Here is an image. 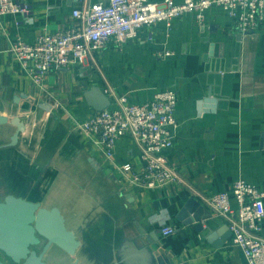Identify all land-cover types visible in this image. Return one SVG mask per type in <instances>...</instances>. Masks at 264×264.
Listing matches in <instances>:
<instances>
[{"label": "crops", "instance_id": "0c3cea01", "mask_svg": "<svg viewBox=\"0 0 264 264\" xmlns=\"http://www.w3.org/2000/svg\"><path fill=\"white\" fill-rule=\"evenodd\" d=\"M25 1L29 16L0 15V112L19 115L26 125L16 145H9L15 125L0 126V201L14 194L57 206L81 240L71 255L77 264H124L119 248L140 236V227L154 234L153 264H247L227 219L208 199L238 178L264 190V27L236 31L228 11L213 5L205 25L188 12L170 26L141 27L122 47L110 42L85 64L53 69L36 82L14 56L13 40L31 43L41 33L80 25L73 8L95 0ZM165 50L171 53L158 55ZM92 86L104 91L110 107L120 95L139 103L176 89L179 124L165 155L180 181L146 188L126 183L96 137L78 124L96 111L85 96ZM114 157L119 164L142 162L128 136L117 140ZM189 198L212 214L202 230L178 218ZM163 224L176 231L162 236Z\"/></svg>", "mask_w": 264, "mask_h": 264}, {"label": "built area", "instance_id": "2783aa9c", "mask_svg": "<svg viewBox=\"0 0 264 264\" xmlns=\"http://www.w3.org/2000/svg\"><path fill=\"white\" fill-rule=\"evenodd\" d=\"M220 5L228 11L239 32L264 27V0H95L87 6L75 7L72 16L80 25L65 30L41 33L34 42L16 37L11 50L34 81L43 79L53 69L85 64L95 51L110 42L122 47L138 36L139 29L158 22L171 25L173 19L194 13L198 24L205 25L207 11ZM31 9L25 0H0V15L24 14ZM171 51H158L167 56ZM114 107L96 110L78 124L86 134L94 136L103 155L123 174L128 185L157 187L180 181L168 164L165 151L175 142L178 120L177 91L173 88L156 91L143 102H129L127 95L117 96ZM128 136L140 148L141 163H120L114 157L117 140ZM234 198L236 207L231 199ZM208 203L217 216L227 219L233 241L241 247L247 264H264V190L244 178L236 179L230 190L213 194ZM172 224H163L162 236L173 234Z\"/></svg>", "mask_w": 264, "mask_h": 264}, {"label": "water", "instance_id": "95a60500", "mask_svg": "<svg viewBox=\"0 0 264 264\" xmlns=\"http://www.w3.org/2000/svg\"><path fill=\"white\" fill-rule=\"evenodd\" d=\"M88 103L96 110L110 107V99L99 86H92L85 92ZM18 100V97H15ZM42 101L40 105L49 109ZM6 123L15 125L9 145H16L26 125L19 115L9 117L0 112V126ZM212 214L195 198H189L179 212L178 218L185 224H193L202 230V220ZM197 222V223H194ZM141 235L127 239L119 248L121 262L124 264H153L148 243L153 233L140 227ZM42 244L40 247H38ZM56 244L69 254L74 255L81 245L75 232L69 229L65 218L57 206L45 207L40 202L8 194L0 201V251L17 264H49L43 257L47 249ZM0 264H11L2 258ZM71 264H77V259Z\"/></svg>", "mask_w": 264, "mask_h": 264}, {"label": "rangeland", "instance_id": "374dc122", "mask_svg": "<svg viewBox=\"0 0 264 264\" xmlns=\"http://www.w3.org/2000/svg\"><path fill=\"white\" fill-rule=\"evenodd\" d=\"M118 106H120V103L117 101L116 103ZM40 247V246H39ZM2 258L11 263V264H17L14 263L8 256H6L2 251H0ZM43 259L48 262L49 264H71V254H69L67 251L62 249L60 246L56 244H52L46 251Z\"/></svg>", "mask_w": 264, "mask_h": 264}]
</instances>
